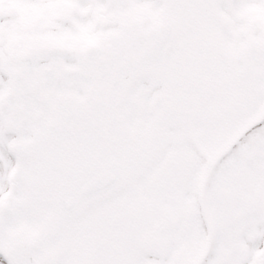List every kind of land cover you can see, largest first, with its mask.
Listing matches in <instances>:
<instances>
[{
    "label": "snow or ice",
    "instance_id": "6c2138e0",
    "mask_svg": "<svg viewBox=\"0 0 264 264\" xmlns=\"http://www.w3.org/2000/svg\"><path fill=\"white\" fill-rule=\"evenodd\" d=\"M0 264H264V0H0Z\"/></svg>",
    "mask_w": 264,
    "mask_h": 264
}]
</instances>
